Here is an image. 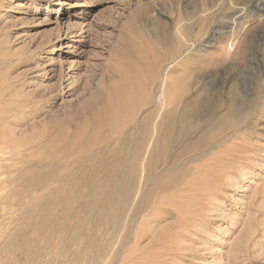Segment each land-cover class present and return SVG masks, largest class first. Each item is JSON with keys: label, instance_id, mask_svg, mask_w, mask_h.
Instances as JSON below:
<instances>
[{"label": "rangeland", "instance_id": "1", "mask_svg": "<svg viewBox=\"0 0 264 264\" xmlns=\"http://www.w3.org/2000/svg\"><path fill=\"white\" fill-rule=\"evenodd\" d=\"M187 45L168 73L203 132L125 198ZM0 264H264V0H0Z\"/></svg>", "mask_w": 264, "mask_h": 264}, {"label": "bare ground", "instance_id": "2", "mask_svg": "<svg viewBox=\"0 0 264 264\" xmlns=\"http://www.w3.org/2000/svg\"><path fill=\"white\" fill-rule=\"evenodd\" d=\"M190 48L192 47L190 45H187L186 48H182V50L179 52L180 53L178 54L179 56L175 55L173 57L174 60L163 68L162 75L159 81L157 80L158 82L155 84V86H153L154 87L153 91L155 93L154 98H153V102L155 103V105H153L155 114L153 118L151 119V122L148 125V127H145L147 129L144 130L143 128V130L141 131L140 137L143 140L142 141L144 144L143 148L142 146L139 147L137 150L134 148L137 151V152L134 151V153L136 152V154L133 155L132 153V155L134 156L132 160L131 159L129 160L128 159L129 156H128L127 158L128 161L125 162L126 166L124 169H127V171L123 173V177L127 180V182L128 181L129 182L128 183L126 182L127 184L123 186L121 190L119 188V192L123 193V196H125V198L130 195V192L132 190L130 186H132V183L135 181L136 174H137L136 171H138V175H139L138 180L143 178L145 181V184L150 183L152 181V183H154L153 188L156 191H159V190L163 191L165 188H167V184L165 183L166 182L165 180H168V177H167L168 175L167 173H163V172H170L171 170H177V168L182 164V162L179 161L171 165L169 162L165 163L164 160H162V156L166 155V153L168 152L172 144L178 143L179 147H182L185 143L195 139L199 134L203 132V129L201 128L198 129V127H196V129H194L192 132L188 131L187 128L183 127L185 123V117L182 115L181 111L180 112L177 111L178 103L175 102L177 95L174 96V92H173V89L178 84H182L183 81L182 82H179L176 80H175L176 82L172 81L170 78L172 74L168 73V71L173 66L172 64L176 62V59L181 57V55L183 56L184 53L188 51ZM192 101H195V99ZM197 103L193 102L190 104L189 102H187L186 105L188 108H191V110L196 111L199 107H202L200 103L199 104L201 106H199V104ZM168 107H171V108L167 110ZM228 115L230 118H232L233 122H237L239 120V112L237 110V107L233 105L230 106V108L228 109ZM204 137H205V134H204ZM141 138H139L138 140H140ZM205 138H208V137H205ZM225 140L226 139H222V140L218 139L216 141H213L211 139L207 142L205 140L203 141L204 144L201 147L199 146V144H197L199 148L197 149L188 148L186 153L183 152V154L185 155L189 154L191 155L190 156L191 158L189 157L190 160L198 161L202 157L203 154L208 155L209 153H211L213 149L221 146L225 142ZM141 148L144 151V152L142 151L143 154H140L139 150H141ZM157 150H159L158 151L159 154L156 155V153H158L156 152ZM180 154H182V152ZM137 156H140V158L138 159ZM217 159L219 158L215 159V157L212 156L208 160V162H210L211 164H214ZM155 163L160 165L161 170L159 172H155L152 170ZM140 182L141 180L139 181V183Z\"/></svg>", "mask_w": 264, "mask_h": 264}]
</instances>
